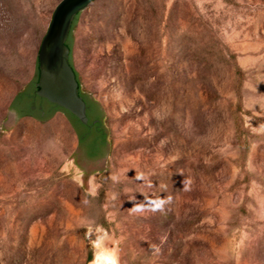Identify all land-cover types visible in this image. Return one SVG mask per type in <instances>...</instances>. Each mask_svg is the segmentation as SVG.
Wrapping results in <instances>:
<instances>
[{
    "label": "rangeland",
    "instance_id": "374dc122",
    "mask_svg": "<svg viewBox=\"0 0 264 264\" xmlns=\"http://www.w3.org/2000/svg\"><path fill=\"white\" fill-rule=\"evenodd\" d=\"M61 0H0V264H264V0H96L70 62L109 146L9 106Z\"/></svg>",
    "mask_w": 264,
    "mask_h": 264
},
{
    "label": "water",
    "instance_id": "95a60500",
    "mask_svg": "<svg viewBox=\"0 0 264 264\" xmlns=\"http://www.w3.org/2000/svg\"><path fill=\"white\" fill-rule=\"evenodd\" d=\"M95 1L96 0H61L55 6L50 23L41 40L36 56L33 78L25 86L24 92L18 94L9 106V112H12L13 117L20 118V116L16 114L15 107H19L18 102L21 100L20 97L24 94L26 95V93H28V95L29 93H33L35 84V96L67 112L78 120L81 125L86 126L88 124L86 104L79 94V85L77 77L69 62L70 51L66 46V42L71 32L74 19L81 12L89 8ZM82 95L92 101L90 96L86 94ZM93 103L99 108L101 118L100 129L104 134L105 144L100 155L95 159H88L84 153L79 150L84 159L91 163L105 158L109 150V146L106 142L107 130L102 124L104 118L103 111L98 103ZM56 111L44 120H40L38 117L33 118L39 123H43L50 119ZM63 111L59 112L66 117L75 131L77 126L73 124L71 118Z\"/></svg>",
    "mask_w": 264,
    "mask_h": 264
},
{
    "label": "flooded vegetation",
    "instance_id": "af4514ba",
    "mask_svg": "<svg viewBox=\"0 0 264 264\" xmlns=\"http://www.w3.org/2000/svg\"><path fill=\"white\" fill-rule=\"evenodd\" d=\"M89 105L87 107L86 105V110L89 109L91 110L94 103L90 101L89 99L87 100ZM86 104V103H85ZM19 109H25L26 107H29V110L33 113V116L26 114L25 116L27 117H38V118H46L51 110V107L53 105L49 104L43 99L38 98L37 96L33 95L30 100H20L18 102ZM62 111V110H58ZM16 114L19 115V110H16ZM101 120L95 119L92 121L90 125L86 126H81L77 127L75 130V136L77 140V148L78 150L82 151L84 155L88 159H95L97 158L103 147L100 142V135H101Z\"/></svg>",
    "mask_w": 264,
    "mask_h": 264
},
{
    "label": "trees",
    "instance_id": "16d2710c",
    "mask_svg": "<svg viewBox=\"0 0 264 264\" xmlns=\"http://www.w3.org/2000/svg\"><path fill=\"white\" fill-rule=\"evenodd\" d=\"M72 27H73V24H72ZM71 30H72V28H71ZM66 46L68 47V49H69V51H70V56H71V47H70V45H69V37H68V40H67V42H66ZM70 56H69V62H70ZM70 65H71V62H70ZM72 67V66H71ZM36 81H37V78H36ZM35 84H34V87H33V93H29V95H28V93H26V95L24 94L22 97H20L21 98V100H23V101H25V100H30L31 99V97L33 96V95H35L34 94V92H35ZM79 94H80V96L83 98V100H84V102L86 103V105H87V107H88V105H89V103H88V99L85 97V96H83L81 93H80V91H79ZM14 108V107H13ZM20 107H15V109L16 110H19V116L21 117V116H25L26 114H29V115H31V116H33V113L29 110V107H26L25 109H19ZM56 110H62V109H59V108H57V107H55V106H52L51 107V110H50V112H49V114H48V116L46 117V118H39L40 120H44V119H47L48 117H50L51 116V114L54 112V111H56ZM63 111V110H62ZM64 113H66L70 118H71V120H72V122H73V124L75 125V126H77V127H81V126H83V125H81L80 123H79V121L78 120H76L74 117H72L70 114H68L67 112H65V111H63ZM86 116H87V118H88V125H90L91 123H92V121L93 120H95V119H99V120H101V118H100V112H99V108H98V106L94 103V105H93V107H92V109L91 110H89V109H87L86 110ZM104 141H105V137H104V134L102 133V131H101V135H100V142H101V145L103 146V144H104Z\"/></svg>",
    "mask_w": 264,
    "mask_h": 264
},
{
    "label": "clouds",
    "instance_id": "9594fccd",
    "mask_svg": "<svg viewBox=\"0 0 264 264\" xmlns=\"http://www.w3.org/2000/svg\"><path fill=\"white\" fill-rule=\"evenodd\" d=\"M112 264H115V261H113Z\"/></svg>",
    "mask_w": 264,
    "mask_h": 264
}]
</instances>
